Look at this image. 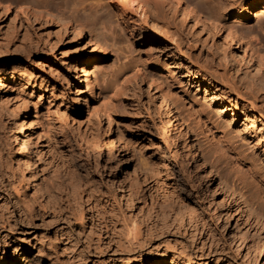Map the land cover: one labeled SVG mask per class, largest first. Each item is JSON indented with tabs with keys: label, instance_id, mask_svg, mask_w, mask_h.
I'll return each instance as SVG.
<instances>
[{
	"label": "rangeland",
	"instance_id": "rangeland-1",
	"mask_svg": "<svg viewBox=\"0 0 264 264\" xmlns=\"http://www.w3.org/2000/svg\"><path fill=\"white\" fill-rule=\"evenodd\" d=\"M0 1L12 4L7 13L0 4V209L14 226L0 230L12 241L0 246V264L18 257L21 264H69L71 258L77 260L71 264H158L165 254L169 264H264V204L256 199L264 185L254 171L241 168L238 176L216 158L234 144L264 173V66L257 58H242L208 19L184 21L180 9L155 10L143 0ZM222 2L215 0L216 14ZM25 7L50 16L35 19ZM64 17L85 36L74 37ZM238 25L244 40L264 48V10L254 11L250 29ZM90 31L101 39L95 55ZM227 80L245 86L242 93H232ZM163 95L180 130L163 116ZM23 140L35 166L18 146ZM196 160L205 162L209 177L196 171ZM33 168L40 169L37 177ZM221 181L228 185L213 199L211 188ZM49 186L59 205L49 206ZM10 187L51 212L21 222ZM95 203L116 208L122 227L116 241L131 238L139 224L157 232L162 223L174 227L143 249L113 253L101 252L108 242L104 226L94 235L102 245L92 248L75 235L82 227L76 217L47 225L50 215L74 211L89 231L97 221ZM168 245L180 253H167Z\"/></svg>",
	"mask_w": 264,
	"mask_h": 264
},
{
	"label": "bare ground",
	"instance_id": "bare-ground-1",
	"mask_svg": "<svg viewBox=\"0 0 264 264\" xmlns=\"http://www.w3.org/2000/svg\"><path fill=\"white\" fill-rule=\"evenodd\" d=\"M123 1H125L126 3L128 2L131 5L137 2V0H123ZM143 1H145V3L152 4L154 6L155 10L160 9V7H162V8H168V9L171 8L175 12H178V10L180 9L181 12H182V15H183L182 18L184 19V21L189 20L191 16L196 21H200V19H202V18H205L206 20L208 19L211 22L213 28L216 31L220 32V31L224 30V32L226 34H225V37L222 38V40H224V42L226 44L236 46L237 49L241 50V52L243 54L242 55V58H245L246 55L250 59V61H252L253 58H257L259 60V63H260L259 65L260 66L261 65L264 66V48H262L261 45L258 46L257 44H255L256 42L253 43L251 41L244 40L245 38L243 39V37H242L243 35L241 33L243 30L240 32V29L241 28L238 27L239 26L238 24L241 23V25L243 24V26L244 25L246 26V29H250L248 27V25L251 22V16H252V14L254 13L255 10H260V9L261 10H264V0H249V2L247 4H241V5H239L240 3L238 5H235L234 4L235 2L232 1V0H222L223 1L222 2L223 4H222V6H220V8H218V11H217L218 13L217 14H216V12H215L216 10H214V8L219 7L220 3L217 6L216 3H215V0H203L204 4H206L208 6V8H205V9L202 8V7H199L196 3H194L193 0H143ZM1 3L4 6V7L3 6H1V7L7 13L9 11L10 7L12 6V4L11 3H8V2H4L3 3V2L0 1V4ZM37 7H34V9H32V10L25 7L23 13L24 14L25 13H27V14L30 13V14L33 15V17H35V19L37 17H48V16H50L49 13H43L44 11L42 12ZM20 10H23V9H20ZM220 17H222V18H220ZM228 17H230L231 19L228 18ZM64 19H65L64 20L65 24L70 25V27L73 30V33H75L74 34V37L82 38L83 36H85V33H83V30L81 29V27L79 26V24H77V23H74V24L72 23L71 24L70 23V20H72V19H70V17H64ZM90 38H91L90 39V42H91V44L93 46V53L95 55V54L98 53V50L101 49V47H100V44H101L100 43V40L101 39H99L92 31H90ZM257 38L258 37H256L255 39L258 42V39ZM238 43H239V45H238ZM225 48L226 49H229V48H227V46H225ZM228 63H229V61H228ZM153 76H154V74H153ZM220 78H221V81L223 79H227L225 76L220 77ZM152 79H153V77H152ZM152 81H151V83H152ZM223 81H225V80H223ZM3 82H2V84H5ZM226 83L232 89L231 90L232 93L234 91H237L239 93H242V91H243L242 88L245 87L243 85H239V84L234 83V82H230V81L228 82V80H227ZM246 92H248V91H246ZM151 93H153V92H151ZM240 95H238V97H242L243 99L245 98L243 95L242 96H240ZM163 98H162L161 104L159 105L160 106V109L163 112V116H165L167 122L170 124V127L174 128V129H177V130H180L181 126L179 125V122L176 119V116L174 115V113H173L170 105L168 104V101L166 100L167 96L164 99ZM251 102H252V100H251ZM252 103L254 105L256 102L255 103L252 102ZM256 108L257 107L255 106V109ZM261 108H259V109H261ZM160 109H159V111H160ZM38 139H40V137ZM211 139H214V137L211 138ZM25 141L23 140V142H21L19 145L18 144L17 145L19 147H21L22 151H24L25 153H27L30 156V160L32 161V164L34 165L35 163L33 162V158H31V154L29 153V149L27 148V145H26L27 142H25ZM227 147H228V148H226L227 150H225V149L224 150H221V153L218 154V152H217V154H216L217 155L216 156L217 161L221 163L220 165H224V166H227L230 169H233L232 172H235V174H237L238 176H239V173L241 171V168H248L250 171H254V172H251V173L255 174L256 175V178H258V180L260 181V183L264 185V173L263 174L260 173V170L258 168V162L256 160H254L248 153H246L245 150H241V149L239 150V148L236 145H234V144H230ZM193 154L194 153H192V155H191L192 157H193ZM29 156H28V158H29ZM260 160H261V158H260ZM119 162L120 163H123V160H119ZM195 164H196V169H197L196 171L201 172L202 177H204V176H206L208 174V172L205 170V162H202L201 163V162H198L196 160V163ZM33 169H35V168H33ZM37 172L39 173L40 172V169H39V171L37 170V168L35 169V174H34L35 177L38 176V175L36 176V173ZM134 175L136 176V178H137V176H140L138 174V172H136V170H134ZM32 177H34V176H32ZM206 177H209V175H207ZM140 178H143L144 179L143 180L144 183H148V185L151 184V182L149 181L150 180L149 179L150 177L147 178V175L143 174L142 177H140ZM252 180H255V179H252ZM225 183L226 182H224V181L222 182L221 181V182H219L217 184L216 187L211 188V191H212L211 195H212L213 199H215L216 196L218 195L220 188L224 189ZM258 186H259V184H258ZM245 187H246V185H245ZM10 188H12V187H10ZM72 188H73V193L76 194V192L78 190L77 189L78 186H72ZM12 189L15 192L10 191L11 189H8V192L10 193L11 199H14L15 200L13 206L15 207V210L16 211H18L19 213H21V222H24L25 224H27L28 221L33 222L34 220H36V218L39 220V218L41 216L42 217L43 216H46V214H48V212L52 209V207L51 208L49 207L52 204L59 205L58 198H56L52 194V192H57V191H55V188L53 186H49V190L47 189V195L49 197H53V200L51 201L53 203L50 202L49 203L50 205L48 207L47 206L44 207L43 205H42L43 207L40 206L41 205V202L40 201H38V203H39V206H38L37 200L35 198H28V196L26 198L28 200L25 201V198L23 200H21L19 198V196H18V194H19L18 187H14ZM257 189H262V188H260V186H259V188L257 187ZM247 192H248V189H247ZM260 192L261 193L258 192L259 194H257L258 196H256L257 197L256 199H257L258 202L260 201V203H262V205H263L264 204V195H263V191H260ZM248 194H249V192H248ZM163 195H165V193H163ZM249 195H251V194H249ZM33 196H34V194H33ZM254 196L255 195H253V198H254ZM77 197H78V195H77ZM165 197H166V195H165ZM260 203H259V205H260ZM262 205H261V207H262ZM239 207H240V205H239ZM216 208H218V207H216ZM46 209H47V211H45ZM93 209L95 211V212L94 211L93 212L94 213H97L96 216H94V219L97 220V221H94V222H91L90 223L91 224V228H89L90 229L89 231H88L89 225L88 224H85L84 221H83V219L78 214L73 213L74 211L73 212H70V211L63 210L62 213L59 211L60 214H55V213L52 214L51 213L52 216L50 215V218L48 220L46 218L45 219L47 221V225L48 226H52V225H54L55 222H59L62 219H65L67 222H70L73 219V217L74 218L76 217V220L81 221L82 227H79L80 230H78V231L77 230H74L76 232L75 235H77V236H78V234L79 235H82V238H81L82 243H84V242L87 243L88 242L89 245H90L89 247H92V248H94V247L95 248H99V245H102V243H100V242H102V239L98 238L96 240L95 237H94V235H95V231L96 230L97 231H98V229L101 230L102 226H104L105 227V231H103V232H105V234L107 235L106 238L108 239V242L105 243L106 246L104 245L105 246L104 249H102V248H101L102 250L101 249H91L93 252H95V250H101V252H106L108 250L109 251L114 250L113 253H115L119 249H127L128 251H132L133 252L135 249H143L145 246L149 245L152 241H156V239L158 237H160L161 235L169 236V232H170L171 226L174 227V225H172L171 223H162V225H161L162 227L160 229L161 232H157V230L156 231H153V229L149 226L148 223H145L144 225L143 224H139V226H136L132 230L133 232H131V234H129L130 236H132L131 238L128 239V237H126L127 240L125 239V241H123V242H121L122 240H120V239H119L120 241H116L117 240L116 239V236H117V234H119L118 232L119 231L121 232V230H122L121 229L122 227H119L117 225V223L120 222V219H119V215H118V212H117L116 208H114V207H110L109 208L107 206H101V205H98V203H95L93 205ZM34 212H36V214L37 213L38 214L34 216L33 215ZM253 213H255V212H253ZM258 214H259V212H258ZM258 214H257V212L255 213L256 217H258ZM262 217H264V215H262ZM24 218H26V219H24ZM259 218H260V215H259L258 219L257 218L256 219L259 221ZM9 219L10 218L6 215V210L0 209V230H6L8 228L9 229L14 228L12 222ZM262 219H264V218H262ZM46 221H44V222L42 221V223H45ZM123 221H125V219H123ZM227 222H228V220H227ZM175 228H176V226H175ZM172 231H171V233H172ZM242 234H244V233H242ZM62 237H63V235H62ZM118 238H121V235ZM11 242L12 241H5V239H2L1 236H0V246H4L5 245V248L4 249H6V247H8L9 244H11ZM94 242L96 244H94ZM86 243H84V244H86ZM218 245H219L218 243H216L215 241H212V244L210 245V248L211 249H216V246H218ZM46 246H48V245H46ZM49 246H50V244H49ZM53 247L54 246H52V248ZM186 247L187 246H185V248ZM45 248H47V247H45ZM52 248H50V249H52ZM185 248H182L183 251H185ZM188 248L190 249V251H192L194 253V248L193 249L190 248L189 245H188ZM168 249H171L172 251H169ZM178 249H179L178 246L175 247V246H172V245L171 246L168 245V247H166V252L169 253V254H171V255H174V254H177ZM68 250H70V248ZM186 250H188V249H186ZM179 251H180V249H179ZM185 252H187V251H185ZM117 253H119V252H117ZM178 253H180V252H178ZM182 253L183 252H181V254ZM96 254H97V252H96ZM166 255H168V254H165V258H162L159 261L158 264H167V263L169 264V263L172 262L168 258H166ZM184 257L186 258L187 255L184 256ZM73 260L71 258L70 261H73ZM75 260H76V258H75ZM75 260L73 261V263H76L77 260L76 261ZM22 261H23L22 258L19 259V257H18L17 260H16V262H14V264H18V263L21 264ZM70 261H69V264H71ZM27 264H30V263H27ZM81 264H82V262H81Z\"/></svg>",
	"mask_w": 264,
	"mask_h": 264
}]
</instances>
